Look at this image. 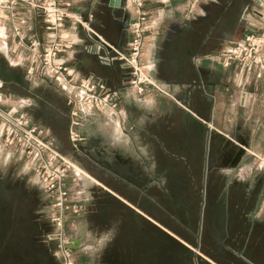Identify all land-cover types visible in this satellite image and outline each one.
I'll return each mask as SVG.
<instances>
[{"label": "crops", "instance_id": "0c3cea01", "mask_svg": "<svg viewBox=\"0 0 264 264\" xmlns=\"http://www.w3.org/2000/svg\"><path fill=\"white\" fill-rule=\"evenodd\" d=\"M67 2L68 13L79 23L65 20L63 34L72 46L58 56V61L78 77L102 83L110 92L111 103L115 104L101 113L83 115L86 124L82 132L86 140L81 148L90 146L94 137H100L103 145L97 154L103 158L116 154L113 158L129 162L162 159L166 158L162 154L167 156L168 153V147L163 145H183L186 137L200 143V130L208 129L212 142L225 153L219 155L222 159L216 157L215 172L218 167L232 170L241 182H246L247 191L258 184L264 168V70L244 71L235 62L223 67L215 56L226 49L230 41L264 29V9L254 0H145L149 30L142 49V64L153 85H146L137 93L127 84L129 73L121 63L115 60L104 65L95 50L99 45L100 55L113 56L112 49L127 53L133 16L128 0H120L119 6H114L113 0ZM214 9L217 11H212ZM241 11L243 18H240ZM14 12L25 21L20 26V37L12 32L9 12L0 13V108L29 120L31 126L44 132L45 142L54 143L61 156L70 158L67 151L72 143L68 141V129L72 117L69 113L75 109V102L70 103L67 93L56 86L53 79L44 76L32 81L26 79L29 52L25 44L32 38L45 44L48 35L37 10L20 3ZM19 39L24 45L18 43ZM74 148L75 153L94 159L93 151L83 153L77 146ZM0 156L20 158L2 147ZM248 159H255L258 164L251 166ZM219 160L221 165L218 166ZM74 168L77 178H83L84 174ZM100 168L104 176L112 174ZM224 172L227 175V170ZM86 173L100 182L105 192L132 208L129 204L132 201L122 195L120 186L140 191L141 184L118 177V187H115ZM67 191L73 196V205L86 207L89 189L74 186ZM71 219L65 217L66 222ZM74 223L72 221L71 225ZM83 227L87 235L80 237L81 229L79 237L70 238L78 243L76 250L85 243L90 244L81 251L93 247V237L102 235L94 234L88 221L83 222ZM100 253L98 249L89 256L93 258ZM92 258H76V261L77 264H97Z\"/></svg>", "mask_w": 264, "mask_h": 264}, {"label": "rangeland", "instance_id": "374dc122", "mask_svg": "<svg viewBox=\"0 0 264 264\" xmlns=\"http://www.w3.org/2000/svg\"><path fill=\"white\" fill-rule=\"evenodd\" d=\"M53 83L60 88L56 81ZM75 104V109L69 113L71 116L75 111L76 116L72 118V123L70 120L68 141L72 136L77 149L83 153L93 151L91 155L94 159L89 160L82 154L75 153L76 149L71 144L67 151L70 158L61 156L54 143L51 144L53 152L47 151L46 154L54 167H64L66 181L63 185L66 191L74 186L90 190V196L85 202L86 207H80L82 212L65 213V217H70L71 222H75L72 226L71 222L65 220L66 241L73 235L79 237L81 229L83 233L80 237L88 234L83 227L85 221L90 223L94 234H102L100 237H93V247H86L81 251L80 249L90 245L85 243L82 248L75 250L77 254L73 255V258L76 264V258H92L89 253L98 249L101 253L92 258L97 264H244L231 256L230 249L239 253L243 251L242 255L253 261H263L261 255H252V247L257 245V240L254 235L256 226L251 222L253 219H264V168L259 174L257 191L248 199L249 202L246 201V182H241L235 172L224 167H218V172H215L217 169L213 167V158L222 159L219 155L225 153L220 151L219 145L212 142L208 129L200 130V143L192 142L190 137H186L183 145H163L168 147L167 156L162 154L166 158L138 159L131 162L113 158L116 154L103 158L97 154L103 145V139L100 137H94L90 146L84 145L81 148V143L86 140L82 132L83 125L86 124L83 115L86 114L76 111ZM228 147L234 150L232 145ZM12 153L20 158L7 159L0 156V201H6L7 213L26 211L32 214L38 223L44 224V235L53 233L56 231L52 222L53 200L51 201L44 192L39 176L31 170L30 158H26L23 153ZM248 160L251 166L252 163L258 164L255 159ZM220 161H217L218 166L221 165ZM74 167L84 174L83 178H77ZM100 167L112 174L104 176ZM226 170L227 175L224 172ZM85 171L115 187H118V177L132 184H141L140 191L129 189L126 185L120 186L122 195L132 203L124 201L131 204L132 208L105 192L99 185L101 183L88 176ZM203 192L204 205L198 241ZM67 193L68 200L73 204V196L68 191ZM112 193L119 196L115 192ZM230 217L239 222L238 233L244 235V239L242 236V240L225 239L223 229ZM42 242L50 253V261L53 264H61L59 243L47 242L44 239ZM198 242L199 248H196ZM217 242L220 244L215 245ZM261 245L259 243V247ZM218 251L220 256L216 254ZM193 252L195 257L191 256Z\"/></svg>", "mask_w": 264, "mask_h": 264}, {"label": "built area", "instance_id": "2783aa9c", "mask_svg": "<svg viewBox=\"0 0 264 264\" xmlns=\"http://www.w3.org/2000/svg\"><path fill=\"white\" fill-rule=\"evenodd\" d=\"M258 6L264 9V0H254ZM145 0H128L132 9V22L130 23V41L128 51L123 54L112 49L113 56L100 55L101 46L95 48L100 63L108 65L113 61H119L121 66L129 73L127 84L135 88L137 93L143 91L144 86L153 85L146 74L145 66L142 64L143 45L146 33L149 30V16L144 9ZM26 4L37 10L43 19L48 41L45 44L38 39L32 38L25 44L29 52V62L25 77L28 81L36 77H47L56 81L61 90L67 93L70 103L75 101L76 111L85 114L91 112H103L114 107L111 103L109 90L99 82L89 77H78L76 73L58 61V56L71 48V43L66 40L63 34L65 20L71 19L76 23L79 20L72 17L67 7V0H8L0 2V13L8 11L12 32L20 37V26L25 21L19 19L14 12L15 7ZM245 11V10H244ZM22 44L21 40L19 42ZM218 63L228 67L231 62L237 63L244 71L264 70V29L260 32H248L237 41H230L227 48L215 56ZM76 116L75 111L71 117ZM72 123V121H71ZM70 141L75 147V140L70 136ZM0 147L10 152L23 153L31 160V170L39 176L41 186L48 196L53 200L52 222L56 231L44 235L47 242H58V250L61 255V264H76L73 258L78 243L68 239L64 232L65 213L82 212L71 204L69 195L63 187L66 179L65 169L60 166H53L51 159L46 152L51 151V145L44 141L43 132L30 125L29 121L21 115L7 113L0 108ZM55 155H57L55 153ZM63 165V164H60ZM46 175V177H45Z\"/></svg>", "mask_w": 264, "mask_h": 264}, {"label": "flooded vegetation", "instance_id": "af4514ba", "mask_svg": "<svg viewBox=\"0 0 264 264\" xmlns=\"http://www.w3.org/2000/svg\"><path fill=\"white\" fill-rule=\"evenodd\" d=\"M213 162L216 163V157L213 158ZM224 162V159H223ZM214 163V164H215ZM259 184H256L252 190L247 191L248 194L245 198L248 201L253 196V193L257 191ZM249 202V201H248ZM6 201H0V264H53L50 261V253L45 247L43 236L46 233L44 224L38 223L36 218L32 215L24 212H17L16 214L7 213ZM264 218V217H263ZM255 225V239L257 245L252 247V255H258L262 257L263 261H250L245 258L242 253L234 252L230 249L231 256L241 260L244 264H264V219L252 220ZM240 224L235 221V218L230 217L226 221V225L223 229V234L226 240H242L243 237L240 232ZM244 239V237H243ZM259 243L262 244L259 247ZM217 242L215 245H219ZM239 244V243H238ZM260 248V249H259ZM260 250V254H259ZM220 256V252L216 253Z\"/></svg>", "mask_w": 264, "mask_h": 264}, {"label": "water", "instance_id": "95a60500", "mask_svg": "<svg viewBox=\"0 0 264 264\" xmlns=\"http://www.w3.org/2000/svg\"><path fill=\"white\" fill-rule=\"evenodd\" d=\"M119 3H120V0H113V5L114 6H119ZM201 202H202V208L200 210V217H199V222H200V228H199V234H198V241L200 239V232H201V222H202V209H203V205H204V192L202 193V199H201ZM196 248H199V242L197 243L196 245ZM192 257H195V253L193 252L191 254Z\"/></svg>", "mask_w": 264, "mask_h": 264}]
</instances>
